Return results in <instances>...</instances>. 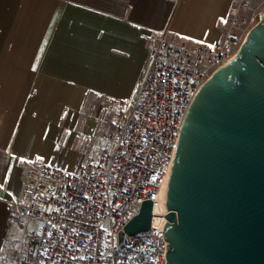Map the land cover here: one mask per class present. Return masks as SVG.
Here are the masks:
<instances>
[{
	"label": "crops",
	"instance_id": "1",
	"mask_svg": "<svg viewBox=\"0 0 264 264\" xmlns=\"http://www.w3.org/2000/svg\"><path fill=\"white\" fill-rule=\"evenodd\" d=\"M231 3L0 0V264L23 219L10 204L20 200L26 161L77 170L89 126L111 131L112 102L138 95L146 37L170 29L188 42H219Z\"/></svg>",
	"mask_w": 264,
	"mask_h": 264
},
{
	"label": "built area",
	"instance_id": "2",
	"mask_svg": "<svg viewBox=\"0 0 264 264\" xmlns=\"http://www.w3.org/2000/svg\"><path fill=\"white\" fill-rule=\"evenodd\" d=\"M262 16L248 0H232L219 42L192 44L170 29L146 37L138 95L112 102L114 128L98 127L77 170L26 161L22 194L10 209L40 224L20 241L17 264H166L165 196L185 114ZM145 201L152 204L149 229L126 234Z\"/></svg>",
	"mask_w": 264,
	"mask_h": 264
},
{
	"label": "water",
	"instance_id": "3",
	"mask_svg": "<svg viewBox=\"0 0 264 264\" xmlns=\"http://www.w3.org/2000/svg\"><path fill=\"white\" fill-rule=\"evenodd\" d=\"M165 207L166 264H264V14L192 98ZM151 211L124 232L148 230Z\"/></svg>",
	"mask_w": 264,
	"mask_h": 264
},
{
	"label": "rangeland",
	"instance_id": "4",
	"mask_svg": "<svg viewBox=\"0 0 264 264\" xmlns=\"http://www.w3.org/2000/svg\"><path fill=\"white\" fill-rule=\"evenodd\" d=\"M248 1L252 7H258V13L264 14V0H248ZM228 22H229V20H228ZM228 22H227V24H228ZM252 27H250L248 29L250 30ZM172 29H174V28H172ZM190 43L197 44V43H193V42H190ZM89 128H90V131L87 132V138L89 141H91V138L94 135L96 128L93 124L90 125ZM89 145H90V142H89ZM63 168H66V167H63ZM39 224L40 223L38 221H30V220H26L24 218L21 219V224L20 223L17 224V228L13 232V234H14L13 238L15 239V241L13 243V246H11L10 249H8L9 252H8V254H6L5 259L3 261V264H15L16 261L18 260V258L20 259V255L22 253V247L20 245V241L22 240V238L25 235L29 234L31 230L38 228Z\"/></svg>",
	"mask_w": 264,
	"mask_h": 264
},
{
	"label": "bare ground",
	"instance_id": "5",
	"mask_svg": "<svg viewBox=\"0 0 264 264\" xmlns=\"http://www.w3.org/2000/svg\"><path fill=\"white\" fill-rule=\"evenodd\" d=\"M157 211H159L160 213H163L165 210H164V206L163 205H160V207L157 209ZM161 223V219H155L154 220V224L158 225Z\"/></svg>",
	"mask_w": 264,
	"mask_h": 264
}]
</instances>
